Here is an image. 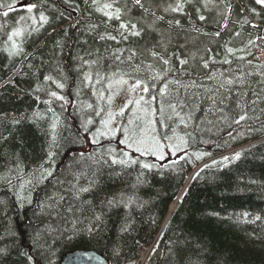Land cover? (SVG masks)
<instances>
[{
  "label": "trees",
  "instance_id": "trees-1",
  "mask_svg": "<svg viewBox=\"0 0 264 264\" xmlns=\"http://www.w3.org/2000/svg\"><path fill=\"white\" fill-rule=\"evenodd\" d=\"M228 2L233 6L228 28L221 38H214L211 34L220 30L226 14L220 0H211L206 8L201 0H191L184 13L164 11L176 0H142L143 9L133 0H117L115 6L122 9L123 20L136 23L141 30L139 37L120 40L119 21H107L91 0H18L16 10L7 16L2 13L13 0H0V249L4 250L0 264H29L22 253L31 255L34 264H60L65 253L76 250L99 252L110 264H139V253L145 248L150 252L143 264H264V77L257 74L264 68L256 67L263 64L253 45L246 49L251 55L237 53L245 55L244 60L229 57L231 64L222 63V46L230 37L229 46L243 48L249 39L264 34V11L255 0ZM29 3L38 6L31 14L37 17L36 25L31 19H19L30 15L22 8ZM197 8L205 21L198 19ZM249 8H256L260 17ZM41 11L49 22L32 32L39 27ZM242 17L251 23L241 25ZM254 23L256 29L251 27ZM89 25L98 27L93 30ZM17 27L25 30L17 38L24 51L9 58L4 42L7 33ZM237 31L241 35L233 36ZM105 33L117 35L119 42L100 40ZM206 48L212 52H205ZM132 51L136 55L130 60ZM151 51L170 59L172 68L161 80L153 81L157 90L146 96H157L152 104L156 109L164 104L163 119L168 126L157 123V132L172 135L175 129L187 140V148L163 161L125 149L134 158L160 165L151 170L138 164L114 165L108 149H124L119 144L120 133L115 139L101 137L99 143H92L82 123L91 117L94 124L89 128L94 132L101 117L86 105L107 108L106 100L94 96L93 90L107 96L109 80L123 76L134 82L164 73L168 66L153 58ZM209 56L216 62L209 60V67L204 68L201 57ZM177 57L188 63L180 65ZM137 66L138 72L134 71ZM85 72L92 74L88 87H84ZM45 75L62 79L66 87L56 89L44 81ZM226 79L234 83L221 88ZM165 81L176 83L169 84L167 94L160 97L158 89ZM37 84L45 91L34 92ZM48 88L69 103L61 107L62 101L53 100L50 105L61 118V146L54 162L45 165L52 175L41 181L39 166L49 150L53 119L49 105L43 103L49 99ZM237 102L246 105L249 117L240 125L231 123L240 114ZM170 103L177 105L179 116L168 108ZM221 109L231 119L225 121ZM34 112L43 118L30 119ZM123 118L117 117V122ZM153 118L161 119L159 111ZM181 118L187 126L180 123ZM13 120L20 123L13 124ZM201 152L210 154L197 160L194 154ZM235 152H241L239 160L225 167L204 168ZM179 156L185 158L165 166ZM28 179L32 183L21 189V182ZM84 187L90 190L79 192ZM185 189L187 195L180 201ZM113 197L122 203L112 207L101 203ZM99 213H103L100 230L89 233L87 229L95 223L92 217ZM256 215L261 220L254 221ZM124 225H130L128 231H121Z\"/></svg>",
  "mask_w": 264,
  "mask_h": 264
},
{
  "label": "snow or ice",
  "instance_id": "snow-or-ice-1",
  "mask_svg": "<svg viewBox=\"0 0 264 264\" xmlns=\"http://www.w3.org/2000/svg\"><path fill=\"white\" fill-rule=\"evenodd\" d=\"M92 6L95 7V11L102 13V15L107 19V21L116 20L119 21V26L117 29L118 36L120 40H127L129 37H139L141 36V30L138 28V25L136 23H132L131 21H125L123 20V12L120 7H116L115 4L117 0H104V2L101 3V0H91ZM191 0H176L175 5H169L164 9L165 12H172V13H184L185 4L190 3ZM201 2L204 4V7L206 8L208 3L211 2V0H201ZM222 4L225 5L226 14L223 15V23L219 25V31L213 32L211 35L214 38H221L222 33L228 28V23L230 19V15L232 13L233 6L228 0H220ZM18 3V0H13V3L7 5V11L3 12L2 15L7 16L10 12L15 11L16 7L15 5ZM133 3L136 6H139L143 9L142 0H133ZM255 4L261 6V11H264V0H255ZM0 7H3V5H0ZM38 6L36 4H25L22 6L23 10H26L30 15L28 17L21 16L19 19L20 21H24L25 19H31L33 22V25H36L37 23V17L35 15H31L33 13V10L36 9ZM147 11V9H144ZM198 13V19L200 21H205L206 17L204 15H199L200 9L197 8ZM249 12L253 13L257 18L260 17L261 13L257 12L256 8H249ZM157 19L162 20L163 17H157ZM49 22L48 16L45 15L44 12L39 13V27H33L32 32H38L40 28H42L45 24ZM241 25L250 24L251 22L247 19V17H242V19L239 21ZM169 24H172V21H169ZM175 25L177 27L180 26V21L176 20ZM97 25H89V29H95L97 28ZM251 27L253 29L257 28L256 24H251ZM196 31H200L199 29H196ZM25 30L21 27L13 28L11 32L7 33V39L4 42L5 48L4 51L8 53L9 58L20 56L24 49L22 46V41L18 42L17 38H20L24 35ZM31 35V32L28 33ZM203 35L207 36L208 33H203ZM235 37H239L241 35V32L237 31L232 34ZM100 40H112V41H118L117 35H112L110 33H105L103 35H100ZM59 44V41H57ZM231 43V37L228 41H226L223 44V49L225 52V57L222 61L224 64H231L232 61L229 59V57H236L239 60H244L245 55H251L250 51H246V49L249 48V46L253 45L255 41L252 39H249L247 41V44L243 48H233L229 46ZM205 52L211 53V48H206ZM245 53V55L237 56V53ZM136 53L134 51L131 52V55L129 56V59L131 60L133 56H135ZM150 55L155 58L156 60L163 63V65L168 66L164 69V73H154L153 75H150L147 79H135L134 83H129V80L124 79L123 76H121L117 80H109V83L107 85L108 94L105 96V92L101 91L97 93L95 90H93V95L99 96V99L106 100L107 108H95L93 104L88 103L86 107L88 109H93L95 111L96 117H101L99 120L100 126L95 129L94 132L90 131L89 125L94 124V120L89 117L86 121L82 123V127L86 133H89L90 139L92 143H99V138H110L115 139L117 137V133H122V138L119 139V144L124 146V149H121L119 152H117L116 148L110 147L108 149V156L111 160L112 164H119V165H136L138 164L140 168L142 169H148L151 170L156 167H160L159 164L156 163H149L141 160L139 157H146V156H152L155 157L156 161H163L165 160L166 156L170 153L171 156L176 157L177 153L182 151L183 148H187V140L183 136H179L176 134L175 129H173L172 135H161L157 132L156 124L159 123L162 127H167L168 125L165 123V120L163 119L164 114V104L161 102L160 108L156 109L152 107V104L157 100L156 95H151L150 98H146V96L153 91L157 90V85L153 81H159L161 80L162 76L165 75L167 72L172 71L171 68V61L170 59H165L160 53L156 51H151ZM175 55V54H173ZM195 55V54H193ZM119 59V57H117ZM180 65H186L188 63L187 59H179ZM203 62V67L208 68L209 67V60H211L213 63L216 61L212 56H209L208 59H204L201 57ZM85 64L88 63V61H84ZM249 64H251V61H248ZM31 67V65H28ZM148 70H152V65L146 66ZM258 69L264 68V65H256ZM60 75L63 77V69H60ZM134 71H140V67L137 66V68ZM257 74L264 77V71H260ZM115 75V74H113ZM249 76L252 75V73H248ZM66 79V77H64ZM45 82H51V84L55 85L56 89H64L66 87L65 83L62 81V79H57L53 77L52 75H45L44 76ZM92 80V74L85 72L83 74V82L84 87L89 86V82ZM99 80L97 81V83ZM243 83V80L240 81ZM176 83V81H165L162 86L158 89V95L160 97H164L169 88V84ZM234 81L232 79H226L224 84H221V88H223L226 85H232ZM116 85V91H112L113 85ZM127 85V97L125 99V102L122 106H120L118 109H113V102L117 95L120 94V91L122 90V86ZM34 92H40L45 91L41 87L40 84H37L36 88L33 90ZM79 94V93H77ZM47 95L49 99H46L43 101L44 104L49 105L47 111L49 113H52L53 119L50 123V144H49V150L46 154V159L41 165L39 166V171L41 173L40 179L41 181L43 179H46L47 177L52 175V169L46 168V164H51L54 162V158L56 156V149H58L61 145L58 142V128L61 125V118L58 114H56L55 110L50 106L53 102V100L56 101H62L63 104L61 107H63L65 104H68L69 101L66 99L64 95L59 94L58 91L51 90L50 88L47 89ZM37 101L40 100V97H36ZM222 103V101H221ZM252 103H256V101H253ZM73 106H75V103L73 102ZM131 107V117L127 120V123H119L117 122V117H123L126 115V109H129ZM237 109L240 110V114L236 116V118L231 119L230 117L224 115L223 109H221V115L222 118L227 121L228 119H231V123L240 125L242 122L249 119L248 113L245 110L246 105L241 104L240 102H237L236 105ZM168 108L172 110V112L179 116V113L176 112L177 105L176 104H168ZM157 111H159L161 115V119L159 121L155 120L153 117H155ZM34 118H43L39 112H34L33 117ZM168 119H171V117H168ZM190 119V117H189ZM141 122L143 126H141ZM13 124H19L20 121L13 120ZM181 124H186V120L184 118L180 119ZM187 135V134H186ZM231 136V133H229ZM138 153L139 157L134 158L129 151ZM210 153L201 152V153H195V157L197 160L202 159L203 156L209 155ZM83 155V154H81ZM241 157V152H235L231 156H223L220 161L213 160L211 165L205 164L204 168H208L215 165H220L221 167L227 166V164H230L236 160H239ZM184 156H179L177 159H173L170 161L169 165L165 166H174L176 165L179 160H183ZM107 162V161H105ZM30 176L32 174H29ZM199 175V172L196 173L195 176L192 177V179H195L196 176ZM94 182V181H93ZM32 180L28 179L25 181H22L20 184V188L23 189L26 184H31ZM90 189L88 187L80 188L79 192H88ZM187 195V189L184 190V193L178 198L180 201L183 200L184 196ZM18 199H22L18 195ZM28 203H31V197H27ZM102 204L106 203L107 206L112 207L115 206L118 203H122V201H117L115 197L113 198H107L106 201H102ZM71 211V209H70ZM249 213L245 212L243 213V216L247 218ZM93 221L95 222L92 227H89L87 231L89 233H92L94 231H99V226L103 223V213L94 214L92 217ZM254 221L261 220L260 215H256L253 218ZM248 222V221H245ZM74 225L76 222H73ZM130 225H124L121 229V231H128ZM163 235V233H161ZM158 243L155 247L151 249V251L154 253L157 251ZM3 249H0V252H3ZM22 255L26 256L27 260L29 261V264H34L33 257L31 255H28L27 253H22Z\"/></svg>",
  "mask_w": 264,
  "mask_h": 264
},
{
  "label": "water",
  "instance_id": "water-1",
  "mask_svg": "<svg viewBox=\"0 0 264 264\" xmlns=\"http://www.w3.org/2000/svg\"><path fill=\"white\" fill-rule=\"evenodd\" d=\"M173 206H175V204ZM60 264H110V263L108 259L99 252L76 250L65 253L60 259Z\"/></svg>",
  "mask_w": 264,
  "mask_h": 264
},
{
  "label": "rangeland",
  "instance_id": "rangeland-1",
  "mask_svg": "<svg viewBox=\"0 0 264 264\" xmlns=\"http://www.w3.org/2000/svg\"><path fill=\"white\" fill-rule=\"evenodd\" d=\"M257 45H264V40L263 39H261V40H258V42H257ZM255 52L257 53V55H258V57L260 58V61L262 62V63H264V52H260V50H259V48H256V45H255ZM129 83H134V82H129ZM116 85L114 84L113 85V88H112V91H116ZM127 95H128V93H127V85H124V86H122V90L120 91V94L119 95H117L116 97H115V99H114V102H113V109L115 110V109H118L120 106H122L123 104H124V102H125V99H126V97H127ZM131 115H132V113H131V107L129 108V109H126V115L124 116V118H123V120H122V122H120V120L118 119V122L119 123H124V124H126L127 123V120L131 117ZM141 126H143V124H142V122H141ZM122 138V133H120L119 135H118V140L119 139H121ZM169 155H171L170 153L166 156V157H168ZM155 158V157H154ZM174 203H176V202H174ZM174 205V204H173ZM176 206V205H175ZM175 206H174V208H175ZM173 208V209H174ZM150 251V250H149ZM145 253V255H144V257L142 258V256H141V254L142 253ZM148 251H147V249H145V250H143V251H141L140 252V259H141V261H140V263L142 264L145 260H146V258H147V253ZM139 259V260H140ZM135 264H137V263H135Z\"/></svg>",
  "mask_w": 264,
  "mask_h": 264
},
{
  "label": "bare ground",
  "instance_id": "bare-ground-1",
  "mask_svg": "<svg viewBox=\"0 0 264 264\" xmlns=\"http://www.w3.org/2000/svg\"><path fill=\"white\" fill-rule=\"evenodd\" d=\"M258 40H261V39H258ZM258 40H257V42H258ZM263 40H264V39H263ZM257 42H256V43H257ZM256 46H257L258 48L262 49L263 52H264V45H257V44H256ZM260 52H261V51H260ZM175 205H176V204H175ZM172 208H174V206H172L171 209H172ZM149 250H150V249H149ZM149 252H150V251H149ZM147 253H148V252H147ZM144 255H145V253L143 252V253L141 254L142 258L144 257ZM147 255H148V254H147ZM141 256H140V257H141ZM136 262H137V261H136ZM140 264H141V263H140Z\"/></svg>",
  "mask_w": 264,
  "mask_h": 264
}]
</instances>
